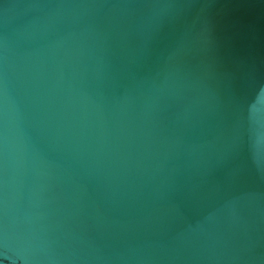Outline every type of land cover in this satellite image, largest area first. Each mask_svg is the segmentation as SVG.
<instances>
[{"label":"water","instance_id":"1","mask_svg":"<svg viewBox=\"0 0 264 264\" xmlns=\"http://www.w3.org/2000/svg\"><path fill=\"white\" fill-rule=\"evenodd\" d=\"M0 264H264V0H0Z\"/></svg>","mask_w":264,"mask_h":264}]
</instances>
